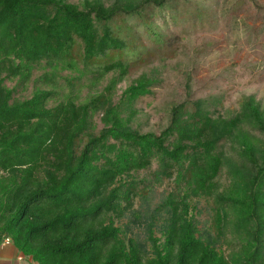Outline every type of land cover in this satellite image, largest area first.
<instances>
[{"label": "trees", "instance_id": "1", "mask_svg": "<svg viewBox=\"0 0 264 264\" xmlns=\"http://www.w3.org/2000/svg\"><path fill=\"white\" fill-rule=\"evenodd\" d=\"M169 3L0 0V244L11 240L36 264H264V143L253 133L264 136V111L255 98L230 118L206 99H186L159 134L132 127L152 77L114 100L132 68L125 53H150L127 20L143 19L160 45L143 13ZM66 71L77 75L64 87ZM105 81L80 102L85 82L94 90ZM164 182L158 204L136 212ZM202 199H213L215 237L194 214ZM129 213L143 218L144 239L123 224ZM226 232L229 254L217 245Z\"/></svg>", "mask_w": 264, "mask_h": 264}, {"label": "rangeland", "instance_id": "2", "mask_svg": "<svg viewBox=\"0 0 264 264\" xmlns=\"http://www.w3.org/2000/svg\"><path fill=\"white\" fill-rule=\"evenodd\" d=\"M66 1L83 6V0ZM101 1L110 3L112 0ZM174 13H177L176 21ZM143 15L153 22V29L161 32L163 41L160 45L152 42L147 27L142 25L143 19L134 17L127 20V25L135 26L136 36L141 39L137 44H145L150 53H142L139 57L125 53L124 60L132 68L127 78L117 86L114 97L118 102L124 91L143 74L156 81L152 94L139 99L134 107V129L141 133L159 134L169 123L172 107L186 99H206L216 104L213 109L217 116L223 118L234 116L243 100L250 96L264 111V0H170L166 8H147ZM43 72L36 71L34 77ZM76 75L69 71L61 73L63 86L67 85L65 78ZM107 82L94 90L85 82L79 92L80 102L85 103L91 94L101 92ZM15 85L16 82H6L8 88ZM32 89L33 84L20 96L30 97ZM100 117L101 114L95 119L99 129L102 128ZM253 133L264 143L263 135L256 131ZM226 149L230 155L236 156L230 144ZM138 178L148 179L150 172H140ZM220 181L223 185L228 183L226 174ZM170 186L168 182L155 185L147 200H137L135 211L144 213L152 209ZM196 206V218L215 237L218 232L212 224L213 199H202ZM134 215L138 220L129 213L123 224H128L144 239L146 227L143 218L138 213ZM229 240L231 235L226 232L217 243L226 254L235 249V246L230 248L225 243Z\"/></svg>", "mask_w": 264, "mask_h": 264}, {"label": "crops", "instance_id": "3", "mask_svg": "<svg viewBox=\"0 0 264 264\" xmlns=\"http://www.w3.org/2000/svg\"><path fill=\"white\" fill-rule=\"evenodd\" d=\"M0 264H36L30 257L19 252L11 240L0 244Z\"/></svg>", "mask_w": 264, "mask_h": 264}]
</instances>
